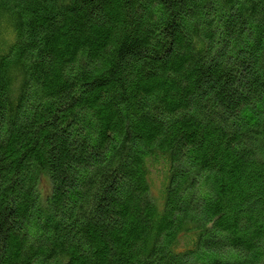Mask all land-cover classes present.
<instances>
[{
    "label": "trees",
    "instance_id": "obj_1",
    "mask_svg": "<svg viewBox=\"0 0 264 264\" xmlns=\"http://www.w3.org/2000/svg\"><path fill=\"white\" fill-rule=\"evenodd\" d=\"M0 264H264V0H0Z\"/></svg>",
    "mask_w": 264,
    "mask_h": 264
},
{
    "label": "rangeland",
    "instance_id": "obj_2",
    "mask_svg": "<svg viewBox=\"0 0 264 264\" xmlns=\"http://www.w3.org/2000/svg\"><path fill=\"white\" fill-rule=\"evenodd\" d=\"M156 193V192H155Z\"/></svg>",
    "mask_w": 264,
    "mask_h": 264
}]
</instances>
